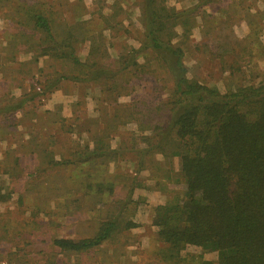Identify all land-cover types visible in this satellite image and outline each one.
Instances as JSON below:
<instances>
[{
  "label": "rangeland",
  "instance_id": "374dc122",
  "mask_svg": "<svg viewBox=\"0 0 264 264\" xmlns=\"http://www.w3.org/2000/svg\"><path fill=\"white\" fill-rule=\"evenodd\" d=\"M165 5L176 34L188 29L178 37L189 79L220 93L264 82V0ZM143 10L144 0H0V264L215 261L214 252L193 247V255L166 258L154 231V207L168 197L179 165L156 153L140 162L136 152L150 142L138 126L149 132L165 122L172 88L156 56L140 50ZM36 11L85 66L105 72L132 57L140 68L114 82L74 79L87 77L86 68L63 53L69 47L56 49L29 27ZM116 215L135 227L82 252L52 243L91 237Z\"/></svg>",
  "mask_w": 264,
  "mask_h": 264
},
{
  "label": "trees",
  "instance_id": "16d2710c",
  "mask_svg": "<svg viewBox=\"0 0 264 264\" xmlns=\"http://www.w3.org/2000/svg\"><path fill=\"white\" fill-rule=\"evenodd\" d=\"M165 2L144 0L140 47L156 56L172 88L165 103V122L153 124L149 132L138 126L145 133L141 140L150 142L136 152L140 162L156 153L169 162L176 158L179 165L169 181L173 186L168 188V197L154 207L155 234L165 247L166 258L193 255L187 252L193 247L197 254H216L215 261L202 259L200 264H264V82L241 84L220 93L189 79L179 40L186 39L188 29L176 34ZM29 27L40 30L47 41L54 40L56 49L69 47V41L55 40L49 20L41 12L30 16ZM75 49L71 45L63 53L88 74L74 79L103 77L114 82L119 74L140 68L131 57L121 68L103 72L100 67L85 66ZM132 227L131 221L121 225L116 215L100 221L91 237L56 238L52 243L60 251L82 252Z\"/></svg>",
  "mask_w": 264,
  "mask_h": 264
}]
</instances>
